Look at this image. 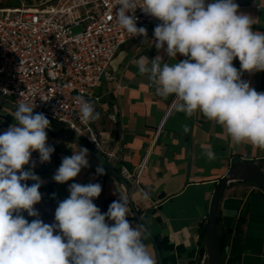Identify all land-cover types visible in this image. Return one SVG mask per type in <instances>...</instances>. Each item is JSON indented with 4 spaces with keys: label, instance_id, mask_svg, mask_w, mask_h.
<instances>
[{
    "label": "clouds",
    "instance_id": "clouds-1",
    "mask_svg": "<svg viewBox=\"0 0 264 264\" xmlns=\"http://www.w3.org/2000/svg\"><path fill=\"white\" fill-rule=\"evenodd\" d=\"M114 8L117 25L130 38L148 41L147 29L138 27L137 9L159 21L151 46L168 61L161 55L135 61L156 96L173 97L175 111L188 117L199 112L222 126L233 145L250 143L264 149V92L242 78L245 72L264 71V32L253 30L256 18L241 12L236 0H116ZM178 54L184 59L177 61ZM73 102L82 123L99 119L94 104L83 95ZM35 107L19 102L14 123L0 133V264H157L145 243L150 235L147 222L143 217L138 223L127 219L134 215L132 201L118 187V199L102 212L94 203L101 184L72 182L69 196L55 209L54 222L40 218L35 205L42 200L43 181L34 172L32 155L38 153L39 163H47L55 148L46 131L51 122L44 113L34 112ZM89 138L98 147L97 140ZM202 148L207 159H215L211 145ZM89 156L86 147L72 149L52 179L58 184L73 181L90 167ZM96 173L106 174L103 161ZM141 195L150 199L149 191ZM25 212L34 218L31 222Z\"/></svg>",
    "mask_w": 264,
    "mask_h": 264
},
{
    "label": "crops",
    "instance_id": "crops-1",
    "mask_svg": "<svg viewBox=\"0 0 264 264\" xmlns=\"http://www.w3.org/2000/svg\"><path fill=\"white\" fill-rule=\"evenodd\" d=\"M30 2L0 0V8H18ZM236 2L241 12L257 19L253 30L264 32V0ZM151 45L135 40L123 44L111 62V79L95 88L99 100L93 104L100 116L93 121V128L104 142V154L92 149L64 125L50 121L52 131H47L48 143L55 148L50 162L41 164L39 154L32 155L36 161L34 172L43 181L42 200L35 208L45 223H53L55 209L69 196L68 187L72 182L100 183L102 192L94 203L102 212L107 211L105 200L118 199V188L125 192L106 168V174L96 173L100 163L92 155L89 156L90 167L82 169L73 181L58 184L52 179L62 158L71 156L72 149L81 147L74 142L78 141L117 172L121 167L134 171L143 165L138 187L131 192L130 199L160 247L163 264H195L217 183L239 161H252L264 171V149L250 143L233 145L222 126L199 112L188 117L175 111L173 97L164 100L156 96L155 89L147 77L139 75L135 64L143 55L149 58L161 55L168 61L163 52ZM182 59L184 57L178 54L176 60ZM233 64L240 68L238 59ZM242 78L258 92H264V71L245 72ZM112 114L116 116L115 121L110 119ZM13 117V110L0 107V122L6 129L14 123ZM202 145L212 146L215 159H207ZM27 183L31 185L33 181ZM142 191L150 192L149 200L142 199ZM218 213L221 227L231 230L221 264H264V193L250 183H231L220 200ZM24 216L29 222L34 219L26 212ZM127 219L138 223L133 215ZM145 243L156 259L149 237Z\"/></svg>",
    "mask_w": 264,
    "mask_h": 264
},
{
    "label": "built area",
    "instance_id": "built-area-1",
    "mask_svg": "<svg viewBox=\"0 0 264 264\" xmlns=\"http://www.w3.org/2000/svg\"><path fill=\"white\" fill-rule=\"evenodd\" d=\"M115 2L32 0L18 8H0V101L14 107L19 102L36 105L34 112L64 125L102 154L104 142L93 122L78 119L73 97L83 95L98 102L95 88L111 79L110 65L119 48L130 40L144 42V38H130L117 25ZM136 15L138 27L147 29L146 43L152 44L159 21L140 9ZM110 119L115 121V114ZM4 130L0 122V133ZM89 137L97 140L98 147ZM142 168L121 167L118 172L131 192L138 187ZM195 264H207L205 252L197 254Z\"/></svg>",
    "mask_w": 264,
    "mask_h": 264
},
{
    "label": "water",
    "instance_id": "water-1",
    "mask_svg": "<svg viewBox=\"0 0 264 264\" xmlns=\"http://www.w3.org/2000/svg\"><path fill=\"white\" fill-rule=\"evenodd\" d=\"M0 106L8 108L10 110L15 111V107L4 102L0 101ZM46 131H52L50 128L46 129ZM78 143L81 147H86L85 145L79 143L78 141H74ZM87 148V147H86ZM89 149V148H88ZM90 155H92L99 163L103 161L104 168L108 170V172L121 184L125 190V192L129 195L131 191L128 188L127 183L125 180L120 176V174L112 169L108 163L97 153L93 150L89 149ZM236 182H245L250 183L256 186L264 193V171L252 161H239L234 163L224 175L222 179L217 183L216 188L213 192L211 203L209 207L208 219H207V226H206V233L203 241V245L201 250L206 253L207 264H221L222 262V253H221V245H220V236L218 231V209L220 200L228 187L231 183ZM130 207L134 213V219L139 222V214L135 210L133 203H130ZM228 233L231 234V230H228ZM149 238L153 244L157 264H163L160 250L156 243L154 237L149 235ZM199 251V253L201 252Z\"/></svg>",
    "mask_w": 264,
    "mask_h": 264
},
{
    "label": "trees",
    "instance_id": "trees-1",
    "mask_svg": "<svg viewBox=\"0 0 264 264\" xmlns=\"http://www.w3.org/2000/svg\"><path fill=\"white\" fill-rule=\"evenodd\" d=\"M115 199H108L104 201V209H108V204H111ZM206 226L207 223L204 225L202 228V240L204 241L205 233H206ZM218 231H219V236H220V245H221V253H222V260H223V255L226 251V247L228 246L229 239L231 238V234L228 233L227 230H224L221 225H220V217L218 213ZM160 249V247L158 246ZM222 263V262H221Z\"/></svg>",
    "mask_w": 264,
    "mask_h": 264
},
{
    "label": "rangeland",
    "instance_id": "rangeland-1",
    "mask_svg": "<svg viewBox=\"0 0 264 264\" xmlns=\"http://www.w3.org/2000/svg\"><path fill=\"white\" fill-rule=\"evenodd\" d=\"M26 2H30L29 0H26ZM74 31H76V30H74ZM1 107V106H0ZM3 107V106H2ZM5 108V107H4ZM5 109H7V108H5Z\"/></svg>",
    "mask_w": 264,
    "mask_h": 264
}]
</instances>
